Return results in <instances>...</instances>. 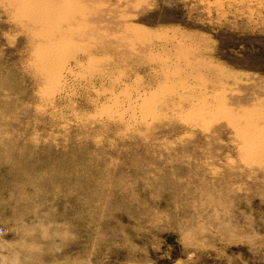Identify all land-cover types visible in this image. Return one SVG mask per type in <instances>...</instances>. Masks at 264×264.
Masks as SVG:
<instances>
[{
    "label": "rangeland",
    "instance_id": "rangeland-1",
    "mask_svg": "<svg viewBox=\"0 0 264 264\" xmlns=\"http://www.w3.org/2000/svg\"><path fill=\"white\" fill-rule=\"evenodd\" d=\"M0 264H264V0H0Z\"/></svg>",
    "mask_w": 264,
    "mask_h": 264
},
{
    "label": "bare ground",
    "instance_id": "bare-ground-1",
    "mask_svg": "<svg viewBox=\"0 0 264 264\" xmlns=\"http://www.w3.org/2000/svg\"><path fill=\"white\" fill-rule=\"evenodd\" d=\"M47 57V56H46ZM50 58V57H49ZM52 58H54V57H52ZM45 61V60H44ZM53 61V60H52ZM50 62V61H49ZM46 63V62H45Z\"/></svg>",
    "mask_w": 264,
    "mask_h": 264
}]
</instances>
